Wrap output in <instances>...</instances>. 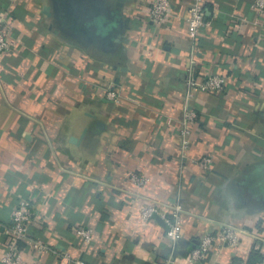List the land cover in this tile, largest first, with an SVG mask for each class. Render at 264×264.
I'll return each mask as SVG.
<instances>
[{
	"label": "crops",
	"instance_id": "crops-1",
	"mask_svg": "<svg viewBox=\"0 0 264 264\" xmlns=\"http://www.w3.org/2000/svg\"><path fill=\"white\" fill-rule=\"evenodd\" d=\"M153 1L0 0L11 41L0 52V253L28 199L31 234L67 264H198L193 248L226 224L239 243L205 264L264 260V14L253 0H171L157 24ZM196 2L207 24L195 43ZM212 74L227 78L223 91L189 96L191 77ZM187 107L197 116L183 149ZM148 204L160 213L144 220ZM176 206L172 239L163 213ZM19 247L22 264H60L52 250Z\"/></svg>",
	"mask_w": 264,
	"mask_h": 264
},
{
	"label": "built area",
	"instance_id": "built-area-1",
	"mask_svg": "<svg viewBox=\"0 0 264 264\" xmlns=\"http://www.w3.org/2000/svg\"><path fill=\"white\" fill-rule=\"evenodd\" d=\"M252 6L260 14H264V0H253ZM172 9L171 0H154L150 6V17L157 24H162L167 18ZM189 31L195 43L199 40L204 26H206L205 10L201 3L196 2L189 7V16L187 17ZM11 48L10 33L7 29H0V52H7ZM190 86L189 96L193 95V90L201 92L219 93L223 91L227 85V78L224 75L212 74L202 79L191 77L188 81ZM108 99L114 102H120L122 95L118 88H108L106 90ZM196 112L190 108H186V114L183 119L184 127L181 130L183 136V149H187L190 143L189 136L192 130V124L196 119ZM205 169H211L213 159L209 155L200 158L198 162ZM131 180L140 187L147 184L148 178L144 175L133 172L130 175ZM160 208L154 204H148L142 207L141 216L144 220H149L154 215L160 213ZM180 206H176L173 210L163 213L164 222L168 227V235L172 239H176L180 232ZM33 219L32 203L28 199H22L14 208L12 213V224L7 227L9 244L0 253V264H22V250L19 247L20 242L33 249L35 252H43L52 250L50 246L41 238L35 237L30 232V226ZM76 234L84 240L85 243H90L92 240V230L90 228L79 227ZM240 241V233L236 227L226 224L219 231L205 234L196 245L190 254V260L198 264H205L211 254L217 253L224 246L234 247ZM60 264H67L71 260L68 252L59 253ZM74 264H85L81 259L72 260ZM264 264V260L260 263Z\"/></svg>",
	"mask_w": 264,
	"mask_h": 264
}]
</instances>
